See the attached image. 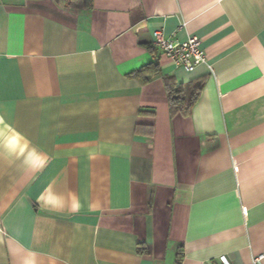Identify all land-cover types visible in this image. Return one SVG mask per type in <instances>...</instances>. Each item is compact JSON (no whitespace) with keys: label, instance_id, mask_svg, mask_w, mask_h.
Listing matches in <instances>:
<instances>
[{"label":"crops","instance_id":"1","mask_svg":"<svg viewBox=\"0 0 264 264\" xmlns=\"http://www.w3.org/2000/svg\"><path fill=\"white\" fill-rule=\"evenodd\" d=\"M86 1L0 0V264H252L264 0ZM159 28L207 62L174 64ZM165 79L200 85L187 113Z\"/></svg>","mask_w":264,"mask_h":264},{"label":"built area","instance_id":"2","mask_svg":"<svg viewBox=\"0 0 264 264\" xmlns=\"http://www.w3.org/2000/svg\"><path fill=\"white\" fill-rule=\"evenodd\" d=\"M151 43L166 54L176 65H183L186 69L192 70L197 65L207 62V58L202 47V40L196 34H189L183 39H174L166 36L162 29L153 32ZM264 254L253 258L252 264H259ZM221 264H236L226 256L222 257Z\"/></svg>","mask_w":264,"mask_h":264},{"label":"trees","instance_id":"3","mask_svg":"<svg viewBox=\"0 0 264 264\" xmlns=\"http://www.w3.org/2000/svg\"><path fill=\"white\" fill-rule=\"evenodd\" d=\"M61 2V0H58ZM68 5H73L77 0H62ZM84 5L91 6L92 0H87ZM159 71V65L157 61L143 66L141 69L136 70L133 74L141 76L143 80L149 79L150 75H154ZM149 73V74H148ZM165 85L169 96L170 109L172 113H187L191 105L197 99L200 93V85L197 84L192 90L190 95L186 94L185 88L181 84H176L169 79H165ZM183 258L182 250H179L177 264H181Z\"/></svg>","mask_w":264,"mask_h":264}]
</instances>
